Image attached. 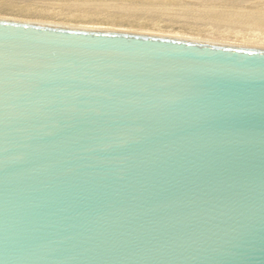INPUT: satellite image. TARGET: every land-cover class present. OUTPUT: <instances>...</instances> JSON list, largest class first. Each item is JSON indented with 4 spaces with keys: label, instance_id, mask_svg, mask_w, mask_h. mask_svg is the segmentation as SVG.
Segmentation results:
<instances>
[{
    "label": "water",
    "instance_id": "1",
    "mask_svg": "<svg viewBox=\"0 0 264 264\" xmlns=\"http://www.w3.org/2000/svg\"><path fill=\"white\" fill-rule=\"evenodd\" d=\"M0 264H264V49L0 18Z\"/></svg>",
    "mask_w": 264,
    "mask_h": 264
},
{
    "label": "bare ground",
    "instance_id": "2",
    "mask_svg": "<svg viewBox=\"0 0 264 264\" xmlns=\"http://www.w3.org/2000/svg\"><path fill=\"white\" fill-rule=\"evenodd\" d=\"M40 2L49 5L51 12L41 13L27 10V12L15 17L8 15L5 17L2 15L3 13H0V18L15 20L18 17L19 21L21 19V21L27 22L52 25L58 23L57 25L67 24L74 27L119 31L120 29L123 30V25L117 23L113 18L105 17L104 20L98 18V15L112 9L130 13L155 10L167 14L186 15L200 22L203 26L200 29L195 27L186 31L169 32L166 29L157 31L155 27L153 30L147 31L138 25L137 33L210 43L213 42L209 40L227 38L243 45L264 48V0H190V2L180 6L165 4L157 8L140 5L130 6L124 3L111 6L108 4L109 0H40ZM62 8H66V10ZM152 18L154 17L152 16ZM207 26L217 27V29H207ZM133 31L135 29H132Z\"/></svg>",
    "mask_w": 264,
    "mask_h": 264
},
{
    "label": "rangeland",
    "instance_id": "3",
    "mask_svg": "<svg viewBox=\"0 0 264 264\" xmlns=\"http://www.w3.org/2000/svg\"><path fill=\"white\" fill-rule=\"evenodd\" d=\"M188 2H190V0H109L108 4H110L111 6H116L118 4L124 3L130 6L140 5L143 7L151 6V7L157 8L165 4H169L172 6H180ZM62 9L66 10V8H62ZM27 10L41 12V13L48 12V11L51 12L50 6L46 5L44 2H40V0H0V13H3L2 15H5V17L7 15L14 16V17L20 16L21 14L27 12ZM129 13L130 12L112 9L110 11H107L106 13H102L98 15V18H101L103 20L105 19V17L113 18L115 19V21H117V23L123 25V28H122L123 30L120 29L121 31L128 32L129 30V32L131 33L138 32L137 31L139 29L138 25H141L142 28H144L147 31H149L150 29L153 30V28L155 27L156 28L155 30L157 31H159V29H166L169 32L186 31L189 29H194L195 27L200 29L203 26V24H201L198 21H195L193 18L189 16L178 15L175 13L167 14V13H162V12L155 11V10L137 11V12H132L130 14ZM152 16L154 18H152ZM16 19L18 20V17ZM10 20H13V19H10ZM145 24L146 26H144ZM60 25L68 26L67 24H60ZM132 29H135V31L132 32ZM207 29L214 30V29H217V27L207 26ZM139 33H142V32H139ZM209 41H212L213 43H220V44H226V43L235 44L233 46H245V47L264 49L263 47L261 48V47L252 46V45H243L240 42H234L235 40L233 41L227 38H217L216 40H209ZM227 45H230V44H227Z\"/></svg>",
    "mask_w": 264,
    "mask_h": 264
}]
</instances>
